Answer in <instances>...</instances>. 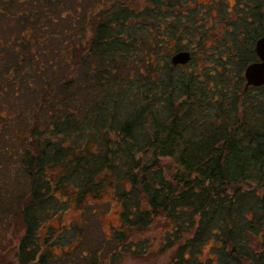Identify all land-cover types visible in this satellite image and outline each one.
<instances>
[{"label":"trees","instance_id":"16d2710c","mask_svg":"<svg viewBox=\"0 0 264 264\" xmlns=\"http://www.w3.org/2000/svg\"><path fill=\"white\" fill-rule=\"evenodd\" d=\"M115 1L117 10L105 20V10ZM70 2L76 14L70 9L62 13L64 0H21L20 6V0H0V14H15L13 20L0 19V68L7 66L0 76V264L12 262L6 260L9 250L15 264H55L54 250L65 246L64 236L58 235L70 230L63 227L57 233L45 224L67 210L70 201L78 207L85 200L86 207L100 204L106 187L120 203L122 224L108 239L97 237L99 249L89 251L94 256L89 264H107L97 256L101 250L107 249L110 264L117 251L133 252V245L125 246L130 238L154 224L162 229L160 251L172 252L166 264H264V105H238L224 94L204 96L190 79L175 85L170 77H161L153 86L150 66L147 76L139 68L138 79L118 80L109 66L126 49L115 40L117 29L129 16L139 20L131 13V0H96L87 39L78 27L86 20V13L79 14L86 0ZM249 2L238 24L240 37L250 40L252 62L254 42L264 34V1L255 10ZM42 4L59 10L62 19L70 15L65 24L73 25L75 35L64 39L61 49L38 31L47 17L56 23L47 7L40 9ZM243 25L252 27L250 37ZM62 26L54 28L67 37ZM159 39L166 42V36ZM142 40L135 47L144 64L155 57L154 64L161 66V45L154 48L152 39ZM68 43L72 49L64 48ZM10 48L18 55L9 56ZM58 48L56 67L67 64L66 72L73 74L57 79L59 92L51 102L42 82L46 70L38 68L47 67L46 62L36 60L43 53L52 62ZM89 58L97 68L101 63L99 75H92L93 62L86 70ZM14 95H25V107L18 106L22 100ZM95 211L90 208L88 216L96 218ZM82 236L79 229L75 240L82 243ZM68 254L64 251L59 261L67 263Z\"/></svg>","mask_w":264,"mask_h":264},{"label":"rangeland","instance_id":"374dc122","mask_svg":"<svg viewBox=\"0 0 264 264\" xmlns=\"http://www.w3.org/2000/svg\"><path fill=\"white\" fill-rule=\"evenodd\" d=\"M95 1L96 0H86V7L79 11V14L82 13V15L86 13V20L82 23L79 22L78 24V27L83 28V39H87L91 33L89 11ZM104 1L106 3L113 2V0ZM246 1L248 2V0H239L236 3L234 0H131V6L134 7V10L131 13L138 15L139 20L135 21L133 17L129 16L127 17V21L125 23L123 22L124 25L120 29H117L118 31L116 32L120 37H115V40L117 42L125 43L126 49L118 51L117 55L114 57V61L110 63L109 67L110 69H115L114 72H116L118 78H120L118 80H121L124 83L129 80L132 82L138 79L139 68H141L143 72L142 77L147 76L149 73L147 66H150V74L153 77V86L158 85H156V79L159 80L161 77L162 79H169L170 77V81L175 85L179 84V81L181 80L190 79L188 81L194 85L195 91L201 92L204 96L214 97L213 95L224 94L225 97L237 100L238 105H241L243 102L253 104L254 106L264 105V87L256 89L250 88L247 90L244 88V69L246 64L252 59L250 48L247 46V43L250 40L247 39V41H245L240 37L242 33L239 29L240 26H238L236 22L234 23V21L241 17V13L244 11L242 6L245 5L246 9V5H248ZM249 1L251 7L255 10L257 6H260V1L264 0ZM116 2L117 1L114 2L111 10H105L110 9L108 6L103 9L105 10V20L112 17L113 12L117 10V7L115 6ZM162 2H165L167 6L160 7ZM179 2L183 3L182 7H173ZM64 3L65 5L62 3L63 14H66L70 10L76 14V6L73 5V2H70V0H64ZM152 3L158 6L157 9L151 7ZM20 5L21 0L18 6ZM78 5L80 8L83 6L81 1L78 2ZM43 7H47L46 11L54 16L56 23L54 25L53 21L49 19L50 17H47L46 20H44V25H38L40 27L38 31L41 33V36L48 37L54 46L58 45L61 49L63 47V40L72 39L75 35L73 25L65 24V21H67V18L70 17V15H65V18L62 19L58 13L59 10L56 9L54 11L51 6H44L42 4L40 9L43 11ZM149 9L150 12L148 13L147 10ZM41 12L42 11L40 10V13ZM14 15L15 14L13 13L10 14L8 12H3L0 14V19L7 18L6 21H10L11 19H15ZM74 18L75 17H72V19ZM60 22H63V28L68 29L67 37L58 33V30L54 28H58ZM68 22L71 23V20H68ZM50 23H52L53 27L50 25L49 28ZM111 25L113 28L115 27L114 25L118 24ZM15 27L16 28L14 29H20L19 26ZM2 29L6 30L4 28ZM49 30L53 32L49 33ZM247 30L251 31L252 27L250 25H245L243 31L247 32ZM25 34L29 35V29L25 31ZM247 35L250 37L249 32H247ZM160 36H166V42L161 41L159 39ZM133 38L134 43L131 41ZM142 39H152L154 42V48H156L158 44L161 45L159 47V56L164 60V62L161 63V66L158 67L156 66L157 64H154L155 57L152 58V64H144L142 57L138 55L135 47L137 43L136 40ZM229 41H233L236 44H233V47L231 45L228 46ZM129 42L133 43L131 47L129 46ZM15 45L19 46V43H16ZM23 45H25V43H23ZM72 45L74 46L73 43L65 44L64 48L72 49ZM59 48L53 51L51 56L53 59L52 62H47L46 59L49 55L45 54V57L43 58L41 56L44 55L43 53H38V59L36 60L37 62H46L47 67L38 68L40 70H46L47 75L43 77L42 82L45 84L44 90H47V98L51 102L56 101V96L59 92V89L56 86L57 79H70L71 74H73L72 71L66 72L70 69L67 64L65 65L66 68H61L63 65H61L60 69L56 67L60 63V60H58L60 57ZM180 49L189 50L192 54V59L189 63H186L181 67H174L170 63V57ZM232 53H235V55H232ZM11 54L18 55V52L14 49L11 53L9 52V56H11ZM73 61L75 62V59ZM94 61L95 59L93 58L86 60V70L88 63L90 64V62H93L92 66L94 70H92V75L95 73L96 75H99L97 73L100 72L103 67L100 66L101 63H98L99 67L97 68ZM6 67L7 66L4 65L0 68V76L4 75ZM92 75L90 74L91 77ZM128 84L130 87V83ZM13 85L15 86V84ZM44 90L38 92L40 97L44 94ZM94 92L99 98L102 97V93L99 90ZM12 97L13 99L22 100L19 102L18 106L25 107L23 101L25 95H14ZM0 113L4 115L3 111H0ZM113 193L114 191H112L111 187H106L103 193H101L102 197L100 201L102 202L97 205L94 204L93 206L86 207V200L84 203L85 205H79L81 207L76 206L75 202L70 201L67 210L65 209L66 206H63L65 210L52 219L48 224H45V229L48 230L53 227L57 233L63 227L70 230L68 233L65 232L64 234L61 233L58 235L64 236L62 242L65 246L57 247L54 250L56 253L55 257L58 260L53 261V263H90L91 257L94 256L89 255V251L97 246V237H99L98 240L103 236H105L104 239H108V237L111 236V231L120 228V225L122 224V216L120 215L121 206L120 203L114 199L112 195ZM57 195L60 198H64L62 197L63 195L61 196L59 193H57ZM89 200L92 201L91 199ZM92 207L97 208V211H95L96 218L88 216L90 208ZM86 209L88 210L87 215ZM86 217L88 218L87 221ZM79 229H81V234L83 235L82 243L81 241L77 242L75 240ZM47 230L42 232V236L46 235L45 232ZM72 235H74V239L72 238ZM162 235L161 227L155 224L147 231L141 234H135L130 238V241L127 243L128 245H125H133L134 251L131 252L128 247L127 251H123V249L117 251V254H114L112 257L111 264H166L171 258L172 252L163 251L162 249L160 251L161 243L158 241L162 238ZM112 246L113 245L109 248ZM98 247L99 246H97V248ZM64 251L69 253L66 258L67 263L59 261V258L64 255ZM106 251L107 249L101 250L97 256L101 259H105L106 263L110 264L111 256L106 257ZM6 255V260L12 261L10 264H15L13 252L11 253L9 250Z\"/></svg>","mask_w":264,"mask_h":264},{"label":"water","instance_id":"95a60500","mask_svg":"<svg viewBox=\"0 0 264 264\" xmlns=\"http://www.w3.org/2000/svg\"><path fill=\"white\" fill-rule=\"evenodd\" d=\"M255 53L258 61L249 63L244 69V88L261 87L264 85V35L255 42ZM191 54L187 50H179L170 57L172 65H183L190 61Z\"/></svg>","mask_w":264,"mask_h":264},{"label":"flooded vegetation","instance_id":"af4514ba","mask_svg":"<svg viewBox=\"0 0 264 264\" xmlns=\"http://www.w3.org/2000/svg\"><path fill=\"white\" fill-rule=\"evenodd\" d=\"M234 6H235V5H234ZM234 6H233V8H234ZM242 7H243V10L247 12V9H248V8L246 7V9H245V5L242 6ZM263 9H264V6L262 7V10H263ZM242 12H243V11H242ZM235 22H236L237 25L239 26V24H238V19L235 20L234 23H235ZM239 22H240V21H239ZM227 30H228V29H227ZM227 32H228V31H227ZM228 33H230V32H228ZM262 35H264V34H262ZM262 35H261V36H262ZM261 36H260V37H261ZM257 39H258V38H257ZM257 39H256V40H257ZM256 40H255V42H256ZM232 42H233V41H232ZM232 42L229 41L228 46L232 45ZM255 42H254V47H255ZM253 49H254V48H253ZM180 50H181V49H180ZM178 51H179V50H178ZM187 51H189V50H187ZM176 52H177V51H176ZM189 53L191 54L190 51H189ZM254 53H255V50H254ZM191 59H192V54H191ZM191 59H190V60H191ZM258 60H259V59H258V57H257V55H256V53H255V59H254V61H258ZM252 62H253V61H252ZM188 63H189V62H188ZM249 63H251V62H249ZM249 63H248V64H249ZM248 64H247V65H248ZM171 65H172V64H171ZM183 65H185V64H183ZM183 65H173V66H174V67H181V66H183ZM247 65H246V66H247ZM248 88H249V87H248ZM253 88H254V87H253ZM257 88H259V87H257Z\"/></svg>","mask_w":264,"mask_h":264}]
</instances>
